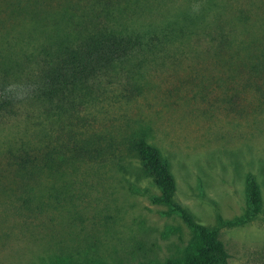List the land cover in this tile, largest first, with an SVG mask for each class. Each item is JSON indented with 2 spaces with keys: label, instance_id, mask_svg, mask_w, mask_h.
Segmentation results:
<instances>
[{
  "label": "rangeland",
  "instance_id": "obj_1",
  "mask_svg": "<svg viewBox=\"0 0 264 264\" xmlns=\"http://www.w3.org/2000/svg\"><path fill=\"white\" fill-rule=\"evenodd\" d=\"M50 1L0 6V84L14 101L0 119V264L180 256L192 233L151 203L159 192L129 150L137 135L168 164L175 201L219 229L228 264H264L263 214L219 226L246 212L249 176L264 208V74L238 64L251 51L240 42L264 40V0H73L66 16L64 0ZM92 31L139 34L145 46L115 71L119 85L102 82L74 111L47 113L35 92L42 48ZM219 34L229 39L220 48ZM33 149L48 166L26 175L6 166L7 153Z\"/></svg>",
  "mask_w": 264,
  "mask_h": 264
},
{
  "label": "trees",
  "instance_id": "obj_2",
  "mask_svg": "<svg viewBox=\"0 0 264 264\" xmlns=\"http://www.w3.org/2000/svg\"><path fill=\"white\" fill-rule=\"evenodd\" d=\"M20 0H0V6H12ZM33 6L50 3V0H24ZM73 0H64L62 12L67 13ZM61 3V0H59ZM66 16V14H65ZM68 18V17H67ZM225 34L217 38L219 48L228 44ZM243 50H251L247 63H238L248 70L250 78L264 74V40L257 47L240 42ZM144 40L139 34H122L108 31H92L87 34L72 33L51 40L41 50L37 60L36 96L44 105L47 113L59 115L70 113L82 105L100 83L120 84L116 70L122 71L125 63L144 48ZM132 89H140L132 86ZM6 85L0 84V119L12 113L14 101ZM129 150L140 163V171L149 178L159 194L150 199L154 205L165 206L169 214L178 215L192 233V240L182 254L168 259L162 264H228V255L221 240L219 229H209L198 224L188 210L174 199L175 181L169 166L158 149L144 138L134 136L129 142ZM36 149L7 153L6 166L20 175L40 171L48 166L50 159L44 158ZM50 157V156H48ZM45 163L40 165V161ZM247 209L241 216L230 221L219 220L220 227L245 225L263 214L259 186L252 176L247 180Z\"/></svg>",
  "mask_w": 264,
  "mask_h": 264
}]
</instances>
